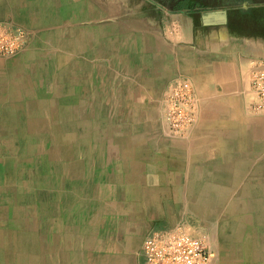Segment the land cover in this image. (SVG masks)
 <instances>
[{
    "label": "crops",
    "instance_id": "0c3cea01",
    "mask_svg": "<svg viewBox=\"0 0 264 264\" xmlns=\"http://www.w3.org/2000/svg\"><path fill=\"white\" fill-rule=\"evenodd\" d=\"M197 6L0 0L32 40L0 56V264H140L178 224L214 264H264V114L247 108L264 0ZM178 77L199 97L183 138L162 119Z\"/></svg>",
    "mask_w": 264,
    "mask_h": 264
},
{
    "label": "built area",
    "instance_id": "2783aa9c",
    "mask_svg": "<svg viewBox=\"0 0 264 264\" xmlns=\"http://www.w3.org/2000/svg\"><path fill=\"white\" fill-rule=\"evenodd\" d=\"M31 40L30 32L12 21H0V56L7 57L24 50ZM253 94L247 108L264 114V60H257L250 74ZM199 97L192 81L178 77L169 85L164 97L162 119L167 132L185 137L195 125ZM140 264H214L215 251L206 235L193 233L185 224L154 229L140 246Z\"/></svg>",
    "mask_w": 264,
    "mask_h": 264
},
{
    "label": "flooded vegetation",
    "instance_id": "af4514ba",
    "mask_svg": "<svg viewBox=\"0 0 264 264\" xmlns=\"http://www.w3.org/2000/svg\"><path fill=\"white\" fill-rule=\"evenodd\" d=\"M162 3L174 6V5H181V4H186V5H200L204 3L205 0H159ZM223 4H230L233 3V0H221ZM235 1V0H234Z\"/></svg>",
    "mask_w": 264,
    "mask_h": 264
},
{
    "label": "bare ground",
    "instance_id": "6f19581e",
    "mask_svg": "<svg viewBox=\"0 0 264 264\" xmlns=\"http://www.w3.org/2000/svg\"><path fill=\"white\" fill-rule=\"evenodd\" d=\"M18 25H19V24H18ZM20 26H22V25H20ZM22 27H24V26H22ZM24 28L26 29V27H24ZM28 31H29V30H28ZM29 32H30V31H29ZM30 34H31V32H30ZM31 41H32V40H31ZM31 41H30V42H31ZM30 42H29V43H30ZM32 44H33V43H32ZM28 45H29V44H28ZM28 45H27V46H28ZM27 49H28V48H27ZM22 51H23V50H22ZM19 53H20V52H19ZM19 53H16V54L12 55V57H14V56H16V55L18 56ZM1 57H3V56H1ZM7 57H10V56H7ZM15 63H16V62H15ZM18 75H19V74H18ZM24 121H25V120H24ZM10 122H11V121H10ZM25 124H26V123H25ZM19 129H20V128H19ZM23 130H24V129H23ZM20 133H21V132H20ZM7 136H8V135H7ZM18 136H19V135H18ZM23 136H24V135H23ZM19 139H20V138H19ZM6 140H7V139H6ZM16 145H17V144H16ZM16 145H15V146H16ZM23 151H24V150H23ZM13 155H14V154H13ZM8 156H9V155H8ZM10 156H11V155H10ZM18 157H19V156H18ZM20 157H21V156H20ZM20 157H19V158H20ZM23 158H24V157H23ZM18 160H19V159H18ZM11 161H12V160H11ZM7 162H8V161H7ZM7 162H6V163H7ZM16 162H17V159H16ZM33 162H34V161H33ZM10 163H11V162H10ZM3 168H4V166H3ZM8 170H9V169H8ZM14 170H15V169H14ZM22 170H23V169H22ZM9 173H10V172H9ZM18 178H19V177H18ZM13 179H14V178H13ZM20 180H21V179H20ZM7 182H8V181H7ZM13 183H15V182H13ZM7 184H8V183H7ZM16 184H18V183H16ZM25 184H26V183H25ZM21 185H22V184H21ZM27 186H28V185H27ZM5 187H6V186H5ZM16 188H17V187H16ZM24 188H25V187H24ZM28 188H30V187H28ZM9 189H10V188H9ZM23 190H24V189H23ZM6 191H7V189H6ZM11 191H12V190H11ZM10 196H12V195H10ZM15 197H16V196H15ZM5 198H6V197H5ZM256 200H257V199H256ZM8 202H9V201H8ZM14 202H15V201H14ZM6 204H7V203H6ZM0 205H1V204H0ZM7 205H8V204H7ZM14 205H15V203H14ZM35 206H36V205H35ZM261 207H262V206H261ZM2 208H3V207H2ZM12 208H13V207H12ZM23 210H24V209H23ZM3 212H4V211H3ZM6 212H7V211H6ZM137 212H138V211H137ZM239 214H240V213H239ZM261 214H262V213H261ZM6 215H7V214H6ZM0 216H1V215H0ZM141 217H142V216H141ZM0 218H1V217H0ZM4 219H5V218H4ZM21 227H22V226H21ZM35 227H36V226H35ZM33 228H34V227H33ZM21 229H22V228H21ZM31 229H32V228H31ZM22 232H23V231H22ZM124 232H125V231H124ZM13 233H14V232H13ZM240 234H241V233H240ZM30 235H31V234H30ZM235 236H236V235H235ZM9 237H10V236H9ZM13 237H15V236H13ZM5 238H6V237H5ZM261 238H262V237H261ZM14 239H15V238H14ZM239 239H240V238H239ZM14 242H15V241H14ZM9 244H10V243H9ZM5 245H6V244H5ZM12 245H13V244H12ZM10 246H11V245H10ZM11 247H13V246H11ZM15 247H16V246H15ZM121 248H122V247H121ZM121 248H120V249H121ZM123 248H124V247H123ZM12 249H13V248H12ZM235 249H236V248H235ZM9 250H10V249H9ZM249 251H250V250H249ZM251 251H252V250H251ZM11 252H12V251H11ZM19 252H20V251H19ZM24 252H25V251H24ZM15 253H16V252H15ZM15 253H14V254H15ZM28 253H29V252H28ZM37 253H39V252H37ZM14 254H13V255H14ZM20 255H21V254H20ZM20 255H19V256H20ZM25 255H26V254H25ZM23 256H24V255H23ZM39 256H40V255H39ZM21 257H22V256H21ZM37 257H38V256H37ZM120 258H121V257H120ZM120 258H119V259H120ZM32 259H34V258H32ZM124 260H125V259H124ZM32 261H33V260H32ZM113 261H114V260H113ZM29 262H31V260H30ZM121 262H122V261H121ZM27 263H28V262H27Z\"/></svg>",
    "mask_w": 264,
    "mask_h": 264
},
{
    "label": "rangeland",
    "instance_id": "374dc122",
    "mask_svg": "<svg viewBox=\"0 0 264 264\" xmlns=\"http://www.w3.org/2000/svg\"><path fill=\"white\" fill-rule=\"evenodd\" d=\"M235 2H237V0H233V4H235ZM223 4V2L221 0H205L204 3L198 5L197 7H205L207 5H210V6H218V5H221ZM182 5V4H181ZM178 5H174L173 7H177ZM195 7V5H188V8H186L187 10H191ZM196 8V7H195ZM184 9V8H183ZM1 21H6V20H1ZM8 21V20H7ZM27 29V28H26ZM28 30V29H27ZM12 57V56H10Z\"/></svg>",
    "mask_w": 264,
    "mask_h": 264
},
{
    "label": "trees",
    "instance_id": "16d2710c",
    "mask_svg": "<svg viewBox=\"0 0 264 264\" xmlns=\"http://www.w3.org/2000/svg\"><path fill=\"white\" fill-rule=\"evenodd\" d=\"M255 1H258V0H255ZM175 8H184V9H186V8H188V5H186V4H182V5H178V6L175 7Z\"/></svg>",
    "mask_w": 264,
    "mask_h": 264
},
{
    "label": "water",
    "instance_id": "95a60500",
    "mask_svg": "<svg viewBox=\"0 0 264 264\" xmlns=\"http://www.w3.org/2000/svg\"><path fill=\"white\" fill-rule=\"evenodd\" d=\"M245 5H247V4H245Z\"/></svg>",
    "mask_w": 264,
    "mask_h": 264
}]
</instances>
